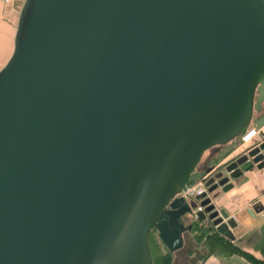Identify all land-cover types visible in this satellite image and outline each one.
Segmentation results:
<instances>
[{
    "label": "water",
    "instance_id": "obj_1",
    "mask_svg": "<svg viewBox=\"0 0 264 264\" xmlns=\"http://www.w3.org/2000/svg\"><path fill=\"white\" fill-rule=\"evenodd\" d=\"M263 103L264 0H24L0 68V264H154L151 230L173 252L203 221L233 239L207 195L264 167V138L180 193Z\"/></svg>",
    "mask_w": 264,
    "mask_h": 264
},
{
    "label": "crops",
    "instance_id": "obj_2",
    "mask_svg": "<svg viewBox=\"0 0 264 264\" xmlns=\"http://www.w3.org/2000/svg\"><path fill=\"white\" fill-rule=\"evenodd\" d=\"M18 10L19 6L11 9L0 2V68L13 51ZM261 130L264 136V126ZM240 136L205 151L207 156L201 158L202 166L190 184L205 175L208 168L219 169L242 154L249 145L242 144ZM231 182L233 186L229 190L224 192L219 187L207 196L217 209L224 208L235 218L236 225L231 229L234 238L208 237L210 232L204 228L207 222L203 221L183 232V244L173 252L157 236L154 264H264V167L254 164Z\"/></svg>",
    "mask_w": 264,
    "mask_h": 264
},
{
    "label": "built area",
    "instance_id": "obj_3",
    "mask_svg": "<svg viewBox=\"0 0 264 264\" xmlns=\"http://www.w3.org/2000/svg\"><path fill=\"white\" fill-rule=\"evenodd\" d=\"M24 0H0L4 5L7 7L14 9L15 6H19L22 4ZM264 138L261 128L256 129L254 126L247 127L244 132L240 136V141L242 144L249 147H253L257 145L260 141ZM248 147V148H249ZM209 172L203 175L200 179H198L193 184H187L186 188L181 191L180 195L185 198L186 201L189 199L196 200L197 196L202 195L206 192L205 181L207 180ZM202 206L198 205L196 208L197 210H202Z\"/></svg>",
    "mask_w": 264,
    "mask_h": 264
},
{
    "label": "rangeland",
    "instance_id": "obj_4",
    "mask_svg": "<svg viewBox=\"0 0 264 264\" xmlns=\"http://www.w3.org/2000/svg\"><path fill=\"white\" fill-rule=\"evenodd\" d=\"M218 146V145H217ZM216 147V146H215ZM206 153H208V152H204V155L202 156V157H204V159H205V155H206ZM207 156V155H206ZM203 163V159H202V162L200 161V164H198L197 166H196V169L197 170H195V172H197V171H199L198 169H199V167L200 166H202L201 164ZM190 184V183H189ZM156 239H157V234H156V230H151L150 231V236H149V242H150V247H151V250H152V253H153V257H155V259H156V257H157V251H158V249H157V247H156Z\"/></svg>",
    "mask_w": 264,
    "mask_h": 264
},
{
    "label": "trees",
    "instance_id": "obj_5",
    "mask_svg": "<svg viewBox=\"0 0 264 264\" xmlns=\"http://www.w3.org/2000/svg\"><path fill=\"white\" fill-rule=\"evenodd\" d=\"M233 139H235V138H233ZM232 140V139H231ZM229 142V141H228ZM194 173H195V170L193 171V173H192V175H191V177H190V179H189V183H191V180H192V178H193V175H194ZM152 251V250H151ZM153 257V256H152Z\"/></svg>",
    "mask_w": 264,
    "mask_h": 264
},
{
    "label": "bare ground",
    "instance_id": "obj_6",
    "mask_svg": "<svg viewBox=\"0 0 264 264\" xmlns=\"http://www.w3.org/2000/svg\"><path fill=\"white\" fill-rule=\"evenodd\" d=\"M24 2V1H23ZM23 2H22V4H23ZM22 4L20 5V7H19V10H18V12H20V9H21V7H22ZM19 15V14H18ZM18 21V20H17ZM16 26H17V24H16ZM219 146V145H218Z\"/></svg>",
    "mask_w": 264,
    "mask_h": 264
},
{
    "label": "flooded vegetation",
    "instance_id": "obj_7",
    "mask_svg": "<svg viewBox=\"0 0 264 264\" xmlns=\"http://www.w3.org/2000/svg\"><path fill=\"white\" fill-rule=\"evenodd\" d=\"M207 190V189H206ZM192 199V198H191ZM191 199H189V200H191ZM196 201H198V200H196Z\"/></svg>",
    "mask_w": 264,
    "mask_h": 264
}]
</instances>
